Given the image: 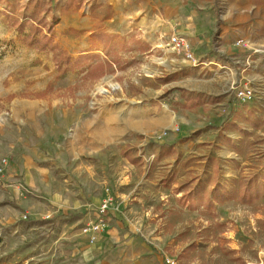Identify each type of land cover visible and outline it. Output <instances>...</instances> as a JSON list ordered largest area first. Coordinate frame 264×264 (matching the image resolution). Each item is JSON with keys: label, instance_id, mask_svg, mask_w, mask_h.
I'll list each match as a JSON object with an SVG mask.
<instances>
[{"label": "rangeland", "instance_id": "obj_1", "mask_svg": "<svg viewBox=\"0 0 264 264\" xmlns=\"http://www.w3.org/2000/svg\"><path fill=\"white\" fill-rule=\"evenodd\" d=\"M0 4V160L13 165L6 173L13 184L0 183V264H169L167 255L177 264H264V195L216 213L182 199L205 170L221 179L223 165L264 182V125L246 120L251 130L235 144L227 139L239 161H200L196 149L210 141L196 145L197 120L210 107L182 109L172 97L186 84L180 67L192 66L162 45L176 32L145 42L137 12L121 28L109 20L115 10L107 0H37L31 13L12 0ZM70 22L92 31L91 48L74 56L64 47L67 35L78 45L84 30L74 37ZM33 27L40 30L31 34ZM9 30L16 37L8 38ZM45 35L73 66L79 54L96 57L86 68L62 71L53 51L31 43ZM216 68L189 74L209 78ZM228 86L223 95L231 96ZM168 147L173 152L161 157ZM107 198L121 217L107 213L104 230L95 232Z\"/></svg>", "mask_w": 264, "mask_h": 264}, {"label": "crops", "instance_id": "obj_2", "mask_svg": "<svg viewBox=\"0 0 264 264\" xmlns=\"http://www.w3.org/2000/svg\"><path fill=\"white\" fill-rule=\"evenodd\" d=\"M133 1L107 0L115 10L114 18L109 20L115 19V25L121 26V28L129 27L131 21L126 22L125 18L126 20L128 18L129 20L136 19L132 12H137V22L146 28L144 32H141V38L145 42H156L162 33H179L187 38L197 58L213 63L231 62L236 69V76L241 74V69L246 66L247 59H251V65L246 74L255 83L256 96L248 104H241L233 94H230L231 96L223 95V91L230 81V76L227 73L216 68V70H211V77L206 78V74H203L201 79H194L193 74L191 75L189 72L195 71L199 75L202 69L207 67L200 66L197 69L190 67L188 63L181 66L177 72V75H185L181 78L185 79L186 84L179 86L180 90H174L172 96L176 98L180 106L184 107L182 109H188L194 103L202 110L210 107V114L207 115L206 112L201 120H197L198 132L196 131V133L198 135L194 138L196 145L210 141V145L200 146L196 149L198 156H201L202 160L200 161L206 163V166L215 162V159L224 160V157L239 161L241 155L234 149L228 150L225 144L227 139L235 144L243 130H251L248 123H245L246 120L256 119L264 125V0H136L140 2L137 4L138 8H133ZM12 2L23 12L37 11V0H12ZM140 17L141 19L138 20ZM81 25L78 26L74 22H70L68 26L67 31L74 32V37L76 31L84 30L81 34L83 40H78V45L75 39L70 40L71 35H67V45L64 47L73 56L91 48L92 43H89L92 33L89 29L90 26ZM111 31L121 32L113 29ZM12 32L9 30L5 35L8 38L16 37V35L11 36ZM61 38L62 36L59 35L55 41L62 45ZM238 38L248 40L249 46H236L235 41ZM257 48H261L262 51H255ZM209 69H211V65ZM176 95L179 96L176 97ZM186 121L189 124L193 123V120L188 118ZM198 124L200 125L198 126ZM19 153V157L16 155V158L23 159L24 153L20 151ZM214 168L218 170V164L215 163ZM223 168L222 170L226 169L227 171L222 174L221 179L218 177L215 182H213V178L218 176V171L212 178L209 175L213 173L211 168L205 170L206 172L200 176L197 185H194L193 188L190 187L189 191L192 189L199 191L201 185L205 184H208L209 192L213 190L216 183L231 186L233 180L238 176L234 174L229 165H223ZM9 169L13 171L11 163ZM12 180L11 175L5 176L8 185L9 183L13 184ZM186 187L188 188V186ZM198 203L199 200L192 201V204ZM231 203L239 202L235 199L229 200L225 204L215 202L212 212L220 211V207L230 208ZM198 207L193 206V208ZM120 214L119 210L113 213L116 218H120ZM234 217H243V214L237 213ZM261 255L264 256V254Z\"/></svg>", "mask_w": 264, "mask_h": 264}, {"label": "trees", "instance_id": "obj_3", "mask_svg": "<svg viewBox=\"0 0 264 264\" xmlns=\"http://www.w3.org/2000/svg\"><path fill=\"white\" fill-rule=\"evenodd\" d=\"M36 21V18H32ZM41 21V20H40ZM42 22V21H41ZM39 31L40 28H32L31 34L35 31ZM52 31V27H49V32ZM33 45H37L40 49L46 50L49 48L53 51L54 60L57 65L60 67L64 65L62 71H66L69 67H75L76 65L81 66L82 68H86V65H90V59L96 57V54L92 53H83L79 54L74 62V66L71 64V56L67 53L66 50L61 48L59 45H52L49 46V36L45 35L43 40L34 39L31 42ZM95 66V67H94ZM93 67L88 69L86 74H90L92 70H97L102 68L104 64L102 62L96 63ZM180 90V89H179ZM170 92H167L165 96H167ZM173 150L168 147L161 153V157L168 155ZM135 161V160H133ZM260 178V177H259ZM257 176L253 178H247L245 176H239L235 178L231 184V186H227L225 184L216 183V186L213 188L212 191L209 192L208 184L201 185L200 190L192 189V190H185L183 193V199L190 201L191 205L197 207L202 205L209 211H213L215 207V202L217 203H225L229 200H239L244 203H251L261 195H264V182H261ZM217 177L213 178V182L217 181ZM212 195V196H211ZM199 200L198 204H192V201Z\"/></svg>", "mask_w": 264, "mask_h": 264}, {"label": "built area", "instance_id": "obj_4", "mask_svg": "<svg viewBox=\"0 0 264 264\" xmlns=\"http://www.w3.org/2000/svg\"><path fill=\"white\" fill-rule=\"evenodd\" d=\"M165 43L168 47H170L176 54L182 56L185 61L190 62L191 67L197 66H206L209 67L212 64H215L218 70L224 71L230 76L228 93L234 94V96L240 101L241 104H248L255 99L256 96V87L253 79L246 74L248 68L251 65V59L248 58L246 62V66L241 69V74L236 76V69L231 62L224 63H213L212 61H205L199 59L195 56L192 51L191 44L188 42L187 38L179 33H174L170 36V38L166 42H162V45L165 47ZM236 46H244L248 47L249 42L244 38H238L235 41ZM264 50V49H263ZM255 51H262L261 48L255 49ZM162 134H159L158 137H161ZM140 155V152H139ZM141 157H146L141 152ZM10 167V159L7 156H4L0 160V183L4 186H9L5 181L6 173L8 172ZM119 208L117 204L112 200V198H107L100 205L99 208V218L97 219L96 224L94 225L95 232L97 230H104L106 226V214L109 212L118 211ZM95 238V237H93ZM167 262L169 264H177V260L174 257H170L167 255Z\"/></svg>", "mask_w": 264, "mask_h": 264}]
</instances>
